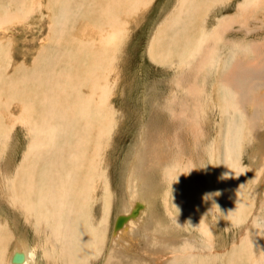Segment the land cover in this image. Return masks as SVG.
Masks as SVG:
<instances>
[{
    "label": "bare ground",
    "instance_id": "6f19581e",
    "mask_svg": "<svg viewBox=\"0 0 264 264\" xmlns=\"http://www.w3.org/2000/svg\"><path fill=\"white\" fill-rule=\"evenodd\" d=\"M145 1L147 0H78L79 4L73 6L72 0H48V6L53 9L50 12L54 13V16L51 15L53 26L50 36L51 41L54 40L53 45L45 46L41 52L43 57L35 59L31 67L27 66V55L23 58V64L16 66L12 74H9V66L3 72V66H0V197L4 195L7 202H0V264H99L103 253H107L104 264H217L222 258L223 264H264V253L259 254L260 252L252 249L255 230L251 228L244 233L243 238L240 237L235 246H232L233 251L224 258L227 251H223V255L221 250L217 251L216 236L210 233L211 225L205 223L207 217L203 218L207 211L211 213L215 210L225 220L240 224L246 219L247 211L256 200L253 198L254 201H247L246 198L247 181L251 183L253 177L251 168L243 166L240 159L241 143L245 137L242 139L240 133L245 123L238 121V106L242 107L243 103L247 106L246 103L250 102L253 116L259 118V108L263 102L249 98V93L254 82L264 80V68L251 71L248 66L243 67L240 64L242 61L236 60L235 50L230 51L231 56L224 59L222 64L221 60L217 61V39L222 31L230 27L233 20H220L215 32L208 35L202 29L196 34L194 18L202 7H198L194 0H184L176 10V15L157 31L149 54L152 61L158 64L176 59L187 66L191 58L199 54L197 63L202 72L209 65V69L223 65L220 68L224 70L218 71L217 68L219 73L214 71V75L218 74L217 80L221 81L220 86L225 89L222 93L220 92L224 89H217L224 97L220 108L225 114L229 113L231 118L225 140L226 153L223 155L218 148L216 154L212 152L210 156L208 153L205 155L206 148L200 139L203 133L198 134L194 129L191 131L201 135L200 138L191 132L184 135L183 140L179 139L181 141L174 137L171 144V134H168L169 137L161 134L162 138L158 137L156 147L150 146V140L144 138L146 143H143L144 139L141 140L142 145L138 143L135 152H131L134 156L131 157L132 163L125 179L124 204L115 217L113 231L111 229L109 213L114 193L111 189L110 172L97 171V168L108 163L106 157L103 158L102 151L107 144L105 138L111 136L107 123L110 116L106 101L108 83H105L103 76L113 57L121 50L123 38L127 36L125 30L128 20L140 10ZM70 8H76V18H83L88 26L86 30L82 29L86 36L81 34L82 37L71 42L70 34H67L65 36L70 41L65 42L63 31L68 22L65 16L70 13ZM181 15L184 19L180 18ZM0 18V29L5 32L2 28L5 26V17L0 15ZM180 23L184 27L177 29ZM168 31H173L171 37L168 36ZM210 40L213 46L208 44ZM2 43L0 41V45ZM242 68L246 69L244 79L241 80L237 73ZM199 75L198 73V77ZM176 80V83L179 82ZM153 87L158 88L155 84ZM235 89H240L242 101L236 98ZM154 91L156 90L151 88L148 94ZM174 93L173 91L171 94ZM5 110L13 117H9L8 124L3 116ZM245 110L247 109L243 106V111ZM160 116L157 115L155 121L148 117V135L156 129L155 126L157 130L163 128L162 132L167 129L162 126L165 119ZM244 119L247 120L245 116ZM18 122L30 128L32 143L15 169L14 163L18 157V142L15 141ZM179 131L181 130L176 132ZM152 136L147 138L151 139ZM191 136L192 139L189 138ZM260 146L262 145L257 144L253 149L261 159L264 158V149ZM193 149H196L197 156L192 152ZM208 157L212 160L209 171L212 177L209 182L205 177L208 170H200L201 174L194 172L201 175V184L197 182L198 176L195 177L197 181L193 179L194 176L191 180H186V174L178 176L175 173L176 169L185 173L190 167L193 169L197 165L201 166L203 159ZM186 158L188 161L180 169L181 161ZM254 159L253 156L252 160ZM258 172L260 173H256ZM97 179L103 184L100 186L101 192L96 186ZM98 193L100 197L96 199ZM99 202L102 204V211L99 221H96L94 209ZM4 206L9 209L12 207L13 213L17 215L14 218L8 215L9 211L4 210ZM160 206L164 208L163 211H160ZM260 207L262 208L261 204ZM19 208L24 212L17 210ZM118 217L126 218L121 227L115 225ZM24 218L26 219L23 220ZM30 219L38 226L36 229L39 228L34 239H31L30 231L24 226V222L27 221L28 224ZM4 220H7L9 227H3ZM43 225L50 231L46 243L42 242V237L38 234ZM190 226L198 228L201 235L196 233L189 236L190 232L186 229ZM12 240L13 246L9 251L8 246Z\"/></svg>",
    "mask_w": 264,
    "mask_h": 264
},
{
    "label": "rangeland",
    "instance_id": "374dc122",
    "mask_svg": "<svg viewBox=\"0 0 264 264\" xmlns=\"http://www.w3.org/2000/svg\"><path fill=\"white\" fill-rule=\"evenodd\" d=\"M47 1L48 0H0V15L5 17L3 18V20L5 19L3 25L5 26H3L2 28L6 30L4 32L2 29H0V41L3 42L2 44H4V46L2 44L0 45V62H1L0 66L1 65L3 66V68L1 66L2 72L6 71V68H8L9 66V70H8L10 72L9 74L14 73L13 69L16 66L23 64L24 62L23 58L26 55H27L26 56L27 66L31 67V65L34 64L35 59H38L40 56L43 57L41 53L44 50L43 48L45 46H50V44L53 45L54 40L51 41L52 39L50 38V36L52 35L51 28L53 26V17L51 15H53L54 13H51L53 9L52 10L50 9ZM147 1H145V3H143V5L141 6L140 10L128 20L125 30V32L127 33L124 32L125 34H127V36L124 35L126 38L125 37L123 38L124 42L122 41L123 43L121 44L122 45L121 50L119 51V53L118 52L116 53V56L113 57V60L110 62L103 76V79L105 78V83H108L107 84L108 97L106 101H107V109L110 112V116L107 119V123H108V129L110 130L109 134L111 136L110 138L109 136L105 138L107 144H106V148L103 147L104 150L102 151V153L104 156L101 154L103 158L106 157V162L108 163L107 165L104 164L106 166V167L104 166L105 168L104 167L97 168V171H107V173L110 172L111 189L112 192L114 193L113 195L114 198L109 213L111 229L113 228V223L115 221L116 215L118 214L119 210H121V208L123 207L126 175L128 173V170L130 169L129 167L131 166L132 163L130 161L134 156L133 153L135 152L136 145L138 143L142 145L141 140L146 138L147 140H150L151 142L150 146L156 147L155 144L159 143V138H162L161 134H166L165 137H169L168 134H171L170 135L171 137L169 138H171V144H172L174 137H176L175 140H179V139L183 140L184 135L192 132L193 134H195L197 137L200 138L201 135H198L200 132V134L203 133L202 135L203 137L200 138L202 140L203 147L208 150V152H206L207 150L205 149V155L206 153H208L207 155L210 156L212 155V152L213 154H216L218 148L220 149V152L224 155L227 149L225 140H226L228 122L231 118L229 113L226 112L225 114L224 111L221 110L220 108L223 105L222 103H224V97H222L220 93H222V91H225V89L220 86L222 85L221 81L217 80L218 74L216 73L214 75V71L216 72L217 68H219L218 71H220V69L224 70V68H220L221 66L223 67V65L217 63L220 66L218 65L219 67L216 68L214 67L212 69H209L210 68L209 65L208 66L209 68L206 67L207 68L206 70L205 68H203L204 70L203 72H205L203 73L199 63H197V60L199 59V54L191 58L192 60L189 66H187L186 63L182 64L179 61L177 62L176 59L173 60L170 59L171 61L163 64H158L153 62L149 54V48L151 42L155 38L157 31L160 28H163L170 21V19H172V17L176 15V12H178L176 10L180 8V5L181 3L184 2V0H147ZM194 1H196L195 4H197L198 7L199 6L202 7L198 15H196L194 18L196 34L202 29L203 33L205 35L206 34L208 35L212 33V31L215 32V28L217 27L218 22L220 20L221 21L233 20L230 27L227 30L222 31L217 39L218 41L217 55H216L217 61L221 60L220 63L222 64L223 63L222 61H225L224 59H227V57L231 56L230 51L233 50L234 52L235 50L237 53L236 60L240 62L242 61L240 64H242L243 67L248 66L251 71L257 70L258 68L263 70L264 67L261 66H264V0H194ZM77 4H79L78 0H74V1L72 0L73 6ZM75 9L70 8L69 9L70 13H67V15L65 16V19H68V22L66 23V27L69 28L68 30L70 32L69 33L66 32L68 31L66 27L65 30L63 31V37L67 34L69 36L70 34L71 42L77 40V38L79 37H82L83 34L84 36H86V34L83 31L84 29L86 30V26H88L86 25L88 24L86 20L80 17L76 18ZM181 16L180 18L184 19V16L183 15ZM70 23L72 24L71 26ZM182 25L183 23H180V25H178L179 28L177 29L183 28L184 26ZM167 34L169 37H171L173 35V31H168ZM1 37L3 38L1 39ZM63 39L65 40V42L66 40L70 41L69 38L67 39V36H65ZM7 40L9 42H7ZM208 44L213 46V42H211V40L208 42ZM75 46L77 45L75 44ZM181 64L182 66H180ZM245 69L242 68L237 73L238 75H240L239 77L241 80L244 79L243 74L245 72L244 71ZM208 70L210 71L207 72L208 74H206V71ZM225 71H226V67H225ZM198 73L200 74L199 77H198ZM204 74H206L205 75L206 77L204 76ZM176 79H178L180 83L179 82L176 83L175 82L177 81ZM261 80H262L261 82L260 81L254 82V84L251 87L252 91L251 93H249V98L258 99L260 103L263 102L259 108L260 111L259 114H261L259 115L258 118L259 120L257 119V117L253 116L252 108L250 107L251 106L250 102L246 103L248 104L247 106L245 105V103L242 104L244 106V109L248 110V113H245V111L247 112V110L243 111V106L242 107L238 106V118H239L238 121L245 123L243 125L241 124L242 126L245 127V129L244 127L242 128V132L240 133V136L242 135V139L243 136L245 137L241 143L242 146L240 148V159L242 161L243 166L249 169L251 168L250 169L251 175L253 177V180L251 179V183H248L247 181L248 186L246 188L247 190L246 198L247 201H254L252 200L253 198H255L256 200L253 202V206L250 208V210L247 211L246 219L240 224L225 220L224 217L220 216L218 214L219 212L215 210L211 211V213L210 211H207L203 217V218L205 217L208 218V219L205 218L206 219L205 223H207L209 226L211 225L212 231L210 233L212 236L214 234L216 236L215 244L217 246L216 247L217 251L219 250L218 252H220L221 250L222 255H223V251H227L226 255L223 256L224 258L228 256L227 254H230V252L233 251L232 246H235L238 240H240V237H242L248 231H250L251 228L256 231L255 237L257 239L256 242V239L253 236L254 239L252 242L254 243L252 249L255 250L254 252L257 253L260 252L259 254L264 253V249H263L264 248V218H263L264 190H262L264 189V185H262L264 182V174H263L264 158L261 159L258 158L255 149H253V147L257 146V144H261L264 149V134H263L264 125L262 126V122L264 121V80L263 79ZM103 83L104 82L102 81L101 84ZM154 84L158 88L153 87ZM176 84H178L179 87H177ZM256 84L258 85L256 86ZM151 88L155 89L156 91L152 92L149 95L148 91ZM217 89L218 90L224 89V90H221V92L218 93L219 91ZM255 89L257 90V92ZM170 91L171 93H173L174 91L175 92L174 95H172ZM235 93L238 101H242L243 97L241 96L240 89H235ZM2 100L4 101L5 98H3ZM173 100L175 101V104ZM150 101L152 103H149ZM156 112L157 114H155ZM254 113H256L255 110ZM3 114H4L3 116L6 117L5 121L8 124L12 116L6 110L3 112ZM159 114L161 115L160 117H162L163 120L165 119V121H163L162 126H166L168 130L165 129V131L162 132V130L164 129L161 128V130L158 129L159 130L158 131L157 127L155 126L154 128L156 129H154V131L152 130L150 132V135H148L149 133L147 132L149 130L146 129V127L148 126L150 119L155 121V118H157V115ZM224 114L226 116H224ZM207 115L208 116L210 115L211 117L209 116L207 118ZM151 116H155V117L152 118ZM244 116L247 118V120L244 119ZM7 118H8V122H7ZM209 118L211 119V121H209L210 120ZM205 123H207V125ZM16 127H17L16 129L18 130L17 131L18 135L16 136L15 141L18 142L17 145L18 147L16 148V150L18 149L16 151L18 157L16 158L17 162L14 163L15 169L18 168V163L21 161L24 152L27 150V147H29L30 144L32 143V136H31L32 132H29L30 128L27 126H23V124H20L19 122L16 124ZM22 128L25 129L26 132ZM193 129L197 130L196 132L198 134H196L194 131H191ZM178 130L181 131L176 132ZM209 133L211 135H209ZM175 134L176 135L178 134V136H176ZM144 135L146 137H144ZM152 135L154 136V138ZM155 135L157 136V138ZM148 136H152V138L151 139L147 138ZM179 136L182 137L179 138ZM25 137H28V139ZM255 137H258L257 139L259 140H257ZM189 138L192 139L193 137L191 136ZM146 139L143 140V143H146ZM210 141L213 143H211ZM210 143L213 146H211ZM199 145L201 147V144ZM204 148H203V152H204ZM213 148L214 150H212ZM192 152H194L195 154L197 153L196 149H193ZM194 153H192L193 156L195 155ZM195 156H197V154ZM253 156L255 157L254 161L252 160ZM186 161H188L187 158L186 160L184 159V161L183 160L181 161L182 166L180 167V169L183 168V164H185ZM202 162H203V164L201 165L202 167L200 165H197L193 169L190 167L189 169H187L188 171L186 170L187 173L179 172V169H176L177 172L175 170V173H177L178 176H181L182 174H186L187 175L186 180L188 179L191 180L194 176L193 179L197 181L195 177H197L199 174L196 175L194 172L198 171L201 174V171L205 172L206 170H208L207 171L208 174L205 177L208 179L209 182V178L211 179L212 177V175L210 177L209 174L212 165L211 157H208L207 159L204 158ZM253 167L255 171L252 170ZM15 171L13 170V172ZM257 171H260V173L258 172L259 175H257L258 174L256 173ZM257 176H259L258 177L259 179L257 178ZM197 178L199 180L197 182L200 183L201 175L198 176ZM255 178H257V180H255ZM98 179L101 181V178ZM98 179L96 180L97 181L96 186L97 188L99 187L98 191L101 192V187L103 185L101 182L103 181L100 182ZM99 182L101 183V185ZM253 182L254 184L252 185ZM250 184L252 186H250ZM172 186L174 192V188H175L174 183H172ZM260 191L263 192L260 193ZM258 194L262 196L260 197ZM3 197L4 195L0 197V202H6ZM98 197H100L99 193L98 196L96 195L95 198L98 199ZM100 204L101 202L95 204V206L97 207V208L95 207L94 209L95 210L94 216L96 221L99 219L100 217L99 215L101 214L102 211V204L101 205ZM260 204L263 209L260 207ZM4 207H5L4 210L9 211L8 215L12 216L13 218L17 215L16 213H13L12 207H10L11 210L6 206ZM258 208H260V210ZM256 209L258 210L256 211ZM17 210L22 211V208H19ZM163 210L164 208L161 207L160 211ZM251 211L253 214L250 213ZM258 211L260 213H258ZM25 219L26 218H24L23 220ZM15 220L16 219H14V223ZM29 221L30 222L28 224L27 221H25L26 223L24 222V226H26L30 231L31 239H34L35 233L38 232L39 228L36 229V227L38 226L35 224L34 220L30 219ZM252 222L254 225L252 224ZM3 224H4L3 227L6 226L9 227V225L7 224V220L6 221L4 220ZM256 224L257 226H259V228L255 226ZM190 227L186 229L188 232H190L189 236L191 234L195 235L196 233L198 235H201L200 233L201 231H199L198 228L194 229V227H191L192 228L191 229ZM38 234L42 237L41 240L43 243L48 242V239L46 237L50 236L48 235L50 234V231L47 229V226L43 225L41 231ZM110 238H111V233H109L108 244L109 243L110 244L108 249H110L111 246ZM12 244H13V240L12 243H9L8 246L9 251L13 246ZM103 255L104 256L102 257V259H100L101 261L99 260L100 262H98L99 264H104L107 253L105 254L103 253ZM38 257L40 259V256ZM223 261L224 260L222 258V260L217 262V264H223L222 263ZM245 264H251V263L245 262Z\"/></svg>",
    "mask_w": 264,
    "mask_h": 264
},
{
    "label": "water",
    "instance_id": "95a60500",
    "mask_svg": "<svg viewBox=\"0 0 264 264\" xmlns=\"http://www.w3.org/2000/svg\"><path fill=\"white\" fill-rule=\"evenodd\" d=\"M125 221H126V218H124V217H118L117 220H116V223H115L116 227H121L122 224H123Z\"/></svg>",
    "mask_w": 264,
    "mask_h": 264
}]
</instances>
